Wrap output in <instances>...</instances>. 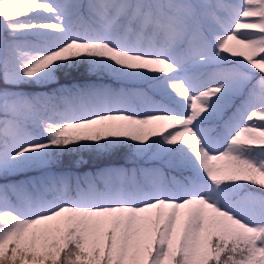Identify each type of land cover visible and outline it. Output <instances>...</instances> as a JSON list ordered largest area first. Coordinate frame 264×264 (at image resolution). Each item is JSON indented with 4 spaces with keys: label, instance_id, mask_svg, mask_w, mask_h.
<instances>
[{
    "label": "snow or ice",
    "instance_id": "6c2138e0",
    "mask_svg": "<svg viewBox=\"0 0 264 264\" xmlns=\"http://www.w3.org/2000/svg\"><path fill=\"white\" fill-rule=\"evenodd\" d=\"M0 264H264V0H0Z\"/></svg>",
    "mask_w": 264,
    "mask_h": 264
},
{
    "label": "rangeland",
    "instance_id": "374dc122",
    "mask_svg": "<svg viewBox=\"0 0 264 264\" xmlns=\"http://www.w3.org/2000/svg\"><path fill=\"white\" fill-rule=\"evenodd\" d=\"M229 2H235L238 3L239 0H229ZM66 83V82H62ZM78 159V158H77ZM83 160L85 161L84 163H75L74 161H70L69 163H65L62 168H60V171L66 172L71 174L73 177L75 176H83L84 174H95L96 172L90 171L88 166L86 165V159L83 157ZM131 167V166H126L122 163H111L108 164L106 167Z\"/></svg>",
    "mask_w": 264,
    "mask_h": 264
},
{
    "label": "trees",
    "instance_id": "16d2710c",
    "mask_svg": "<svg viewBox=\"0 0 264 264\" xmlns=\"http://www.w3.org/2000/svg\"><path fill=\"white\" fill-rule=\"evenodd\" d=\"M232 59H237V58H232ZM62 82L68 83V81H66V80H62L61 83ZM84 158L86 159V165L88 166V168L92 172H96L98 170V168L106 167L108 164H111V163H122V164H124L126 166H132L126 160V158H125L123 153H121L119 155H116V156H113V157H110V158L102 159V160H97L94 157H89L87 154L84 155ZM70 161L71 160H69L66 163H69Z\"/></svg>",
    "mask_w": 264,
    "mask_h": 264
}]
</instances>
